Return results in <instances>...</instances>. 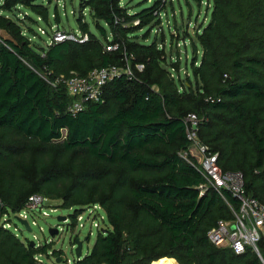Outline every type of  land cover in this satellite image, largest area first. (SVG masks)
I'll return each mask as SVG.
<instances>
[{"label":"trees","instance_id":"obj_1","mask_svg":"<svg viewBox=\"0 0 264 264\" xmlns=\"http://www.w3.org/2000/svg\"><path fill=\"white\" fill-rule=\"evenodd\" d=\"M120 1L80 0L103 39L81 16L87 42L36 48L22 19L1 12L24 8L47 21L45 2L0 0V32L13 38L0 36V264H35L36 253L51 249L1 226L5 214L19 212L36 193L65 207L105 209L111 228L98 232L75 264H153L163 257L179 264H264V237L262 258L251 247L237 254L210 242L209 230L219 219L233 220L239 203L228 192L226 199L215 189L201 194L196 159L181 155L191 145L184 118L196 113L198 139L219 154L223 170L241 171L246 193L264 203V0H207L212 11L197 33L202 54L192 67L195 87L179 84L163 66L166 52L156 39L133 37L161 24L162 1L136 13ZM110 42L119 49L106 51ZM125 55L132 56L133 77H115L102 101L88 102L76 115L67 110L72 97L65 84L54 88L40 74L47 67L51 78L85 76L124 67Z\"/></svg>","mask_w":264,"mask_h":264},{"label":"built area","instance_id":"obj_2","mask_svg":"<svg viewBox=\"0 0 264 264\" xmlns=\"http://www.w3.org/2000/svg\"><path fill=\"white\" fill-rule=\"evenodd\" d=\"M165 1L167 2V0ZM162 13L163 10L160 12V19L163 17ZM137 23L138 21H135V24ZM88 40L89 33L87 32L56 29L51 35L49 44L62 41L84 43ZM119 45L118 42H110L105 45V49L106 51H116L119 49ZM130 58L132 56L127 57L125 55L126 64L124 67L112 64L102 68H95L85 76L72 74L68 77L60 75L56 78H51V72L47 67H44L40 74L54 88L58 87L61 83L65 84L72 97L71 102L67 106V110L73 115H76L86 108L88 102L102 101L105 85L115 77L120 76L123 72L130 78L133 77L134 73ZM136 68L142 71L144 65L136 64ZM172 75L174 74L172 73ZM184 123L186 125V135L191 141V145L189 150L181 152V155L186 159H196L197 168L204 178V183L199 186L201 194L205 193L208 189H215L226 199L225 194L228 192L239 203L238 211L235 212V218L233 220L219 219L217 225L209 230L207 234L208 239L215 245L229 246L237 254L243 253L248 247H251L258 255L261 254L258 242L264 237V203L258 198L246 193L244 175L241 171L223 170L219 164V154L213 152L207 144L198 139L197 132L201 123L200 117L196 113H189L184 118ZM192 147L195 148L194 152L191 150ZM48 201V197L39 193L29 196L26 205L19 212L4 215L1 220V226L10 229L16 237L22 240L18 233V227L14 225L12 220H18L16 218L17 216L27 220L31 228L30 232H32V225H37L36 217L38 215L45 218L49 217L51 212L57 211V208H48L50 206L47 204ZM65 217V220L60 222L67 224V226L83 227L87 220L92 223V227L98 228L99 232H105L107 230L101 227L102 223L108 224L111 228L105 209L98 203L75 209L72 222L69 216ZM74 218L75 222L73 223ZM22 225L25 227L24 224ZM232 226H235V228L233 229ZM50 228H57L58 233L55 235L50 234L51 237L45 241H40L34 235V240L26 239L24 242L33 241L35 246L40 247L49 244L53 236H58L64 229L60 225ZM40 230L42 232L44 231L43 226H40ZM91 235L92 231L86 237L89 239ZM73 247L76 248V245ZM47 254H53V249H49ZM84 255L83 253L82 258ZM82 258L76 256L74 262L68 259L67 264H75L77 260ZM34 259L36 263L44 264L41 253H36Z\"/></svg>","mask_w":264,"mask_h":264},{"label":"rangeland","instance_id":"obj_3","mask_svg":"<svg viewBox=\"0 0 264 264\" xmlns=\"http://www.w3.org/2000/svg\"><path fill=\"white\" fill-rule=\"evenodd\" d=\"M38 2H45L48 7L50 15L47 21L31 11L19 8L15 14L1 12L13 19L20 17L22 21L20 24L23 27L24 33L31 39L32 44L36 48L48 47L51 35L56 29H65L72 31H82L80 27V18L87 23L89 31L99 38L103 39L99 27L95 23L89 8L82 11L80 0H37ZM156 1H162L163 17L161 24L154 26L149 25L143 29L138 30L133 37L141 43H151L154 39L157 40L159 47H164L167 57L166 64L168 69L174 74L175 80L189 86L190 83L195 87V80L193 77L192 67L196 59H200L202 48L197 39V33L200 28L207 25L210 21L212 2L207 5V0H121L120 4L126 7L130 13L140 12L146 8L151 7ZM29 15V17H26ZM100 25L107 30L108 37H111L110 29L101 21ZM174 67V68H173ZM191 150H195L194 147ZM50 206L48 208H57L56 212H51L49 217L39 216L37 218V225H32V232L28 231L20 221L12 220L14 225L18 227V233L22 241L26 239L34 240L36 235L40 241H45L51 237L50 227L60 225L64 227L63 231L58 236H53L52 241L45 246H50L61 252L57 257L54 254L41 253L44 264H67V260L71 259L74 262L76 258L74 245L77 246V238L84 240V238L92 231V235L84 240L83 253L90 252L97 235L98 228L92 227V223L85 221V226L78 227L62 223L58 220L59 216H69L72 222V216L76 208L62 206V200H51L47 202ZM31 221V219H30ZM43 226L44 231L40 230ZM101 227L109 229L108 224L102 223ZM104 231V230H103ZM31 243V241L26 242ZM84 255V256H85ZM62 259L57 262V259Z\"/></svg>","mask_w":264,"mask_h":264},{"label":"water","instance_id":"obj_4","mask_svg":"<svg viewBox=\"0 0 264 264\" xmlns=\"http://www.w3.org/2000/svg\"><path fill=\"white\" fill-rule=\"evenodd\" d=\"M0 36L2 37V38H4L5 40H8V41H12L13 40V38L6 32V31H1L0 32ZM22 224H24L25 225V227H26V229L28 230V231H30L31 230V228H30V226H29V223H28V221L27 220H25V219H21L20 217H16ZM65 216H59L58 217V220L59 221H62V220H65ZM232 228L234 229L235 228V226H232ZM50 234H52V235H55V234H57L58 233V229L57 228H50ZM87 239V237H85V239L84 240H86ZM84 240H81V239H79V238H77V242H76V244H77V246H76V248H75V253H76V256L79 258H82V254H83V243H84ZM34 242L33 241H31V245L32 246H34ZM259 256L262 258V256H261V254H259ZM57 262H61V259L60 258H58L57 259ZM35 264H39V263H35Z\"/></svg>","mask_w":264,"mask_h":264},{"label":"bare ground","instance_id":"obj_5","mask_svg":"<svg viewBox=\"0 0 264 264\" xmlns=\"http://www.w3.org/2000/svg\"><path fill=\"white\" fill-rule=\"evenodd\" d=\"M153 264H179V263L173 258L163 257L159 261L154 262Z\"/></svg>","mask_w":264,"mask_h":264}]
</instances>
